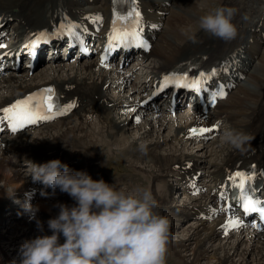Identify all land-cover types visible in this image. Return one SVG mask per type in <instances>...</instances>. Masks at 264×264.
I'll list each match as a JSON object with an SVG mask.
<instances>
[{
	"label": "bare ground",
	"instance_id": "obj_1",
	"mask_svg": "<svg viewBox=\"0 0 264 264\" xmlns=\"http://www.w3.org/2000/svg\"><path fill=\"white\" fill-rule=\"evenodd\" d=\"M155 1L157 0H143L142 3L147 8ZM177 1L173 0L171 11L166 19L173 26L172 30L175 36L166 23L163 31L156 34L154 48L147 56L151 60L145 63L146 76L157 77L163 71L184 62L187 63L191 59L202 65H207L242 45L239 54L240 61L244 63L245 67L249 62L251 69L247 78L241 81L240 85L226 98V101L217 104L212 111V116L213 119L224 120L223 128L230 126L250 133L253 139L248 142L246 149L241 151L216 139L213 144L203 148L198 147L199 150L193 152L194 148L186 146L190 144L187 143L188 139L183 142L178 139L180 136L185 138L186 134L180 132H184L187 125L183 123L179 128H176L177 125L165 132L168 127L167 113L160 116L153 111L148 112L150 115L148 114L149 116L144 120L142 126L137 125L138 133L133 136L129 132L128 125L125 124L127 118H117L112 110L115 106H126L121 103V99L125 95L124 91L113 100L108 99L106 95L105 85L108 83V77L113 78L114 75L120 73L97 69V62L93 60L80 63L78 71L61 73V68L65 66L64 58L62 54H59L56 61H49L54 65L52 69H41L36 74L30 75L29 69L22 66L19 70L12 71L10 76L2 79L0 83V91L8 90L7 94L0 97L3 104L11 98L43 84L56 85L65 101L77 100L80 103L73 112L65 117L37 128L38 134L21 133L17 137H9L8 151H11V155L3 150L0 143V179L4 180L3 183H0V214L3 212L1 208L7 207L11 198L16 199L18 191L20 189L23 191L26 188L27 173L23 174L22 168L23 164L28 163L30 159L44 162L54 157H60L63 160H70L69 164L74 169H88L89 167L91 168L90 173L95 178L103 177L109 181L110 176L106 174L105 170L107 171L109 168L110 161L118 160L123 164L127 158L126 156L124 158V154L115 152L112 147V144L121 138L124 140L123 143H120L123 144V147H117V149L130 152V159L133 156L135 160L146 161L151 165L152 170L149 172L148 167H140L144 162L138 166L147 172L146 175L141 174L144 176L142 177L143 181L147 178L143 187L150 188L158 201L156 210L167 215L170 219L168 252L176 254L180 263L264 264V234L260 232L243 229L223 239L222 231L218 227L222 221L210 223L199 220L193 222L186 229L184 228L181 235H179L180 233L176 234L181 225L175 223L174 217L180 219L183 218V215H192V212L188 206L189 201L184 202L185 206L178 207L169 199L173 192L171 186H167V176L171 172L178 176V173L173 169L175 165L189 162H193L194 167L198 165V168H201V164L206 165L214 173L215 184L219 186L224 182V176L229 174L230 169H233L239 162L244 165L254 161L258 166H264V54L257 59L259 50L264 53L263 35L262 30L257 31V21L251 17L247 20L245 16L249 17L256 6L251 3L244 4L243 0H216L219 3L222 1L221 4L224 5L229 3V6L238 9L235 17L239 25L237 37L225 41L201 29L198 31L199 42L193 43L187 40L181 32V28L191 25L194 29H199V17L214 8L211 5L214 0H191L189 5ZM114 6V0H0V15L8 20L6 28L10 30L11 42L15 43L24 34H29L42 27L55 26L67 14L72 15L73 18H83L86 15L87 19L94 13H99L105 17L106 21H109ZM258 7L264 14V4ZM203 8H205V12L202 11ZM11 17H13V21L10 20ZM204 56L207 58L204 59ZM140 102L139 100L134 101L133 104L143 108L144 106ZM94 118L99 119V124L106 132L98 131L99 134H96L95 130V132H88L84 134L87 139L85 142L80 132L84 129L85 122ZM166 144H168L167 147H164ZM100 148H104L105 152L109 154L105 163L102 164L103 169H100L101 163L98 162ZM184 148L186 153L183 151ZM199 154H207V157L210 158L202 160ZM85 158L94 159V162H86ZM76 159H78V163L75 162ZM92 168L96 172H93ZM128 172L118 175L116 179L123 180L131 176V169H128ZM11 178H14L15 181H12ZM11 186L12 188H10ZM13 190H16L15 196H10L8 193ZM208 197L213 199L211 195ZM189 199L193 204H199L202 201L201 198L190 197ZM57 201H64L70 205L75 203L73 197L67 192L58 191L57 196L44 197L40 204L46 211L54 212L56 210L58 213ZM11 210L12 207L8 211ZM46 211L40 210L38 216L44 221L43 230L50 233L52 230L47 227V221L51 216ZM4 218L1 217L0 222H4ZM6 222L0 225V252L3 253L0 264L18 259L20 245L23 241L41 232L36 221L28 220L27 216L10 221L12 227L18 231L17 233L10 227V222ZM172 233H175L174 238H171ZM217 240L219 242H216ZM8 249H11L12 254H16V258L10 255Z\"/></svg>",
	"mask_w": 264,
	"mask_h": 264
},
{
	"label": "clouds",
	"instance_id": "obj_2",
	"mask_svg": "<svg viewBox=\"0 0 264 264\" xmlns=\"http://www.w3.org/2000/svg\"><path fill=\"white\" fill-rule=\"evenodd\" d=\"M237 12L234 6L220 4L199 17V29L188 25L181 32L193 43L199 42L201 29L233 40L239 33ZM252 139L250 133L230 126L221 133L222 142L241 151ZM27 175L44 185L42 196L56 195L59 189L75 203L56 202L59 211L48 218L49 233L38 216L41 204L33 203L32 193H26L23 208L41 232L23 241L19 258L10 264H166L170 219L156 210L158 201L150 188L122 190L87 169H74L60 157L44 162L30 159ZM15 191L8 194L15 196Z\"/></svg>",
	"mask_w": 264,
	"mask_h": 264
},
{
	"label": "snow or ice",
	"instance_id": "obj_3",
	"mask_svg": "<svg viewBox=\"0 0 264 264\" xmlns=\"http://www.w3.org/2000/svg\"><path fill=\"white\" fill-rule=\"evenodd\" d=\"M132 2V8L130 11L126 13V15H121L119 12L115 14L114 20H113V29L112 32L109 33V43L108 48L112 49L114 47H118V44H114L113 41H119V44H123L125 47H132L133 44L136 46H142L145 49H149L151 47V44L148 43V41L145 38L143 27L144 24L143 20V14L141 13L139 9V5L137 3V0H131ZM133 18L134 27L130 30H121L118 26L119 20H127L129 18ZM90 19L95 21L102 22L103 17L99 14L95 16H90ZM81 28H84L85 31H87V28L84 25H80ZM153 27H156V25H153ZM77 24L74 21H71L67 24L61 23L58 27H56L53 31H48L47 29L41 30L39 33L31 34L30 36L33 37L29 40V47L28 51L30 54L34 55L38 49V47L41 45L42 42L50 41L52 37H61L65 34L71 36L73 38V42H84V36L76 30ZM85 50H87L85 48ZM0 55H3L0 53ZM108 59L107 52L102 57L100 63L104 64L105 66H108L106 64V61ZM217 73L216 68H212L210 73L200 72L199 77H190L189 73L187 71H184L182 73H169L166 74L163 77V83L160 85L161 88L167 87L169 84L175 85L176 87H180L181 85L187 87V88H194L197 91H201L203 87H207V83L205 81V77L207 79H211L213 75ZM159 90V88L157 89ZM44 95L40 97L41 103L40 104H33V100L36 98V94H30L29 96L25 97L24 99H18L15 101L14 104L9 105L3 111L7 114V119L9 120L11 124V128L13 130H16L18 128L24 127L26 124L34 123L40 119H51L53 115L58 114L56 112V104L53 100V94L54 89L51 87L45 88L43 90ZM227 95V92L224 90V88L218 87L216 91H214L211 95V100L213 103H215L217 97H224ZM145 101H142L141 103H144ZM70 106H64L63 110H68ZM3 119V118H0ZM137 120L140 119L139 116L136 117ZM219 122L216 124H213L211 128L199 126V127H193L191 129V134L196 133H206L211 131V129L218 128ZM252 176H255V172L251 174ZM235 177H242L244 179H247L248 176L245 172L237 170L234 173L233 178ZM243 184V180L241 181ZM196 191H199V189H196ZM244 207L248 211H255L258 212L261 217V222L256 223L253 221L255 226L257 228L264 227V204L258 199L254 198L253 195H248L246 197V202L244 203ZM243 221L240 220L238 217L235 219H229L227 221L228 226L237 227L240 224H242Z\"/></svg>",
	"mask_w": 264,
	"mask_h": 264
},
{
	"label": "rangeland",
	"instance_id": "obj_4",
	"mask_svg": "<svg viewBox=\"0 0 264 264\" xmlns=\"http://www.w3.org/2000/svg\"><path fill=\"white\" fill-rule=\"evenodd\" d=\"M180 1H182V2H185L187 5H189L190 4V1L191 0H178L177 2H180ZM222 2V1H221ZM221 2H220V4H221ZM196 3V2H195ZM209 3H211V1H209ZM219 3L218 2H213L212 3V5L214 6V7H216L217 5H218ZM172 8V7H171ZM202 11L203 12H205V8H203L202 9ZM264 17V14H262L260 17ZM166 19H167V17H166ZM251 19H254V20H256L257 19V15L255 16L254 14H252L251 15ZM165 23H166V26L169 28V30L171 31V33L175 36V33H174V31L172 30L173 29V26L172 25H170L169 24V22H167L166 20H165ZM164 36H168V35H164ZM263 43H264V40L262 41ZM262 46H263V44H262ZM263 52H264V48H263ZM264 53H262V55H263ZM262 55H261V57H262ZM261 59V58H260ZM52 72V71H51ZM147 72V71H146ZM64 73H66V71L64 72ZM147 74V73H146ZM113 113H114V111H113ZM115 115V114H114ZM144 115V114H143ZM116 116V115H115ZM117 117V116H116ZM117 118H119V117H117ZM119 119H121V118H119ZM97 120V121H96ZM94 122V125L92 126V127H89V125L91 126V122ZM98 126V127H97ZM87 128H88V130H87ZM98 128H101V125L99 124V119H92V120H87L86 122H85V124H84V129L80 132V134L83 136L82 138L84 139V141L85 142H87V139H86V137L84 136V134H86V133H88V132H95L96 134H99L98 133V131L99 132H103V133H105L104 132V130L102 131L101 129H98ZM97 129V130H96ZM37 130V129H36ZM95 130V131H94ZM39 131H41V129H39ZM166 131H169V129L167 130V128L165 129V132ZM129 132H131V134L134 136V135H137V133H138V129L136 130V129H131V128H129ZM34 134H38V130L36 131V133H34ZM153 138V137H152ZM116 141V140H115ZM123 139H121V138H119L116 142H114L113 144H112V147H113V149H114V151L115 152H118L119 154L121 153V155H123L124 156V158H125V156L127 157V158H125V161H123V164L121 163V162H119L118 160H114V161H110V166H109V168L107 169V171H109L110 170V174H112V175H117L118 173V175H120V174H123V173H126V171H128V169H131V171H132V175L131 176H129V177H126V178H124L123 180H119L120 182H115L114 184L119 188L120 187V189H124V190H127V189H132V188H134L136 185H137V183H138V185H140V186H144V184L146 183H142V181H143V178H142V176H141V174H147V172L144 170V169H141L142 167H145V168H147V170H148V172L150 171V170H152V168H150V166L151 165H149V163H146V162H144V163H142L143 161H141V160H135L134 159V157L132 156V159H130L131 158V154H130V152H128L127 150H124V149H122V150H119V149H117V147L118 148H121V147H123V144H120V143H123ZM103 142H105V141H103ZM103 142H102V144H103ZM119 143V144H118ZM187 143H189V141L187 142ZM190 144H192V143H190ZM167 145L168 144H166V146L164 145V147H167ZM99 151L101 152L100 154H99V159H107V157H108V153H106L105 152V149L104 148H100L99 149ZM126 151V152H125ZM127 153H128V155H127ZM130 154V155H129ZM116 155V154H115ZM199 156L201 157V159L203 160V159H206V160H208L207 158L208 157H206L205 155H200L199 154ZM129 159V160H128ZM128 160V161H127ZM119 162V163H118ZM134 162H136V163H134ZM105 163V162H104ZM142 163V164H141ZM140 164H141V166H140ZM144 164V165H143ZM143 165V166H142ZM146 165V166H145ZM138 166H140V167H138ZM24 167H27V163H24L23 164V168H22V171H23V174L24 173H27V172H25V171H27V169L25 170V168ZM25 170V171H24ZM143 172V173H142ZM128 174H130L129 172H128ZM138 175H139V177H138ZM117 177V176H116ZM140 178V179H139ZM11 180L12 181H15L14 180V178H11ZM167 181H168V176H167ZM4 182V180L3 179H0V183H3ZM9 185H11V184H9ZM133 186V187H132ZM10 188H12V186L10 187ZM127 188V189H126ZM128 191V190H127ZM178 192H180L179 190H178ZM171 194H173V193H171ZM176 195H178L177 194V192H176ZM54 196H56V195H54ZM175 198H176V196H175ZM43 199L44 198H42L38 203H41L42 201H43ZM169 199H171V198H169ZM171 201H172V199H171ZM52 206V205H51ZM53 207V206H52ZM8 210H10V209H8ZM40 210H44V211H46L45 209H43L42 207L40 208ZM47 213H49V215L50 216H54L55 215V213H57L56 212V210H54V212H48V211H46ZM11 214V213H10ZM10 214H5V215H2V216H0V218L1 217H5L4 218V220L3 221H5L7 218H9L10 217V221L12 222V220L13 219H21V218H19L15 213H13L12 215H10ZM14 216V217H13ZM182 217V216H181ZM6 222V221H5ZM5 222H0V223H2V224H5ZM7 222H8V219H7ZM6 222V223H7ZM10 222V227H12L13 225H12V223ZM193 222H195L194 220L193 221H191V220H187V221H184L182 224H181V226H180V228L178 229V231H177V233L176 234H178V233H180L179 235H181L182 233H183V230H184V228L186 229V227H189L190 225H192L193 224ZM175 223L177 224L178 222H177V220H175ZM14 228V229H13ZM0 229H1V226H0ZM12 230L13 231H15L16 230V228L15 227H12ZM182 230V231H181ZM18 231L16 230V232L15 233H17ZM173 235H175V233H172V235H171V238H174L175 236H173ZM233 240H234V238H232ZM220 240V239H219ZM219 240H217L216 242H219ZM9 251H10V255H12L14 258H16V254L15 253H13L12 254V251H11V249H8ZM3 253L2 252H0V258L2 259L3 257ZM236 258V257H235ZM249 259V261H250V259H251V257L250 258H248ZM237 261V260H236ZM5 264H10L9 262H5ZM166 264H182V263H180L179 262V257L176 255V254H174V253H170V252H168V255H167V261H166Z\"/></svg>",
	"mask_w": 264,
	"mask_h": 264
}]
</instances>
